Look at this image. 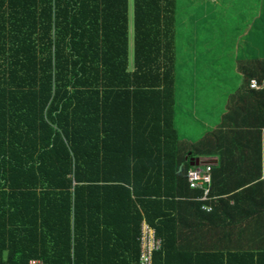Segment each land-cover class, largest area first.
<instances>
[{"label": "trees", "instance_id": "obj_1", "mask_svg": "<svg viewBox=\"0 0 264 264\" xmlns=\"http://www.w3.org/2000/svg\"><path fill=\"white\" fill-rule=\"evenodd\" d=\"M254 1L245 34L220 20L230 65L217 55L204 66L231 67L222 85L239 88L216 128L189 141L175 104L196 58L178 43L204 44L201 60L214 53L211 3L131 0L130 55L129 0H0V264H140L142 223L160 240L152 264H264V237L231 247L220 235L215 248L214 231L197 233L214 224L217 198L249 182L233 184L235 167H264V0ZM190 7L196 38L180 24ZM206 165L205 201L187 171Z\"/></svg>", "mask_w": 264, "mask_h": 264}, {"label": "crops", "instance_id": "obj_2", "mask_svg": "<svg viewBox=\"0 0 264 264\" xmlns=\"http://www.w3.org/2000/svg\"><path fill=\"white\" fill-rule=\"evenodd\" d=\"M129 6L128 25L131 55V0H129ZM238 88V85L230 87L222 85L218 89L206 90L203 85L188 84L187 79L177 86L174 124L180 138L194 141L207 130L216 128L222 120L223 106L227 95ZM261 88L262 86L256 90L260 91ZM260 102H264V95ZM246 140L248 141L247 144L249 142L256 144V141L250 135H247ZM259 145L260 155L263 156V132L259 138ZM253 155L255 156V154ZM235 170H237V173L232 180L233 184L241 185L248 178L249 182L245 186H240L241 188L236 190V193H233L235 196L217 198L223 201L218 203L219 210L215 212L214 224L201 220L197 228V233L199 234H205L207 230H209V234L214 231L215 248L220 247V235H231L229 243L231 247L235 244H238V246H251L253 243L259 242L260 237H264V167H235ZM254 188L256 189L254 190ZM239 193H242V195ZM188 221L196 222L191 215L188 216ZM252 237L257 238L253 239ZM203 241H205V238ZM225 244L227 243L225 242Z\"/></svg>", "mask_w": 264, "mask_h": 264}, {"label": "rangeland", "instance_id": "obj_3", "mask_svg": "<svg viewBox=\"0 0 264 264\" xmlns=\"http://www.w3.org/2000/svg\"><path fill=\"white\" fill-rule=\"evenodd\" d=\"M200 2L203 3H211L213 5V11H215V19H216V38H217V44L214 43L215 38H212L209 42L206 44H209V46H212L213 44L217 46L214 49V53L210 55L209 53L206 56V59L201 57H204V53H200L199 48L197 51V47L202 48V45L195 43L192 46H195L193 48L192 46H189L191 42H188V40H180L178 43V48H179V55L182 52L183 55L186 57L188 62L193 61V58H196V65L192 66L190 68L186 67V70L183 71V75L187 76L188 84H195L197 86L205 85L206 90H210L212 86L216 87H221L223 82L222 78L224 80H230L232 78V68H228L226 66L225 69H223V72L216 69L213 67L212 69H208L207 73L206 70L204 69L205 64L208 61L212 62L213 60H218L217 55H221L223 57L224 64H229L230 60L228 58V53L227 51H224L226 47H223V42H222V47H221V42L219 39L224 41L223 38V33L224 29L222 28V38H220V31H221V23L229 24L231 25V28L238 29L239 31L242 32V34L249 29L250 22L252 21V16H254L255 12L257 11V4L256 1L254 0H190V4L196 5ZM190 13H182L181 18H180V24L182 25L183 32L185 29L192 27V35L194 38H196V35L193 30L194 24L192 23L193 21L189 20L192 18V15L198 14V12L195 11V7H190ZM200 37H205L203 39L207 40L208 39V34L205 36L201 34L199 35ZM131 38V35H130ZM219 40V41H218ZM238 41H242L239 39ZM222 50V54H220L219 50ZM217 51V52H216ZM216 52V53H215ZM214 55V56H213ZM220 57V58H221ZM198 58V59H197ZM183 63H186V60L183 58L182 60ZM193 69V70H192ZM217 72V73H216ZM216 73V74H214ZM208 94V93H207ZM210 94V93H209Z\"/></svg>", "mask_w": 264, "mask_h": 264}, {"label": "built area", "instance_id": "obj_4", "mask_svg": "<svg viewBox=\"0 0 264 264\" xmlns=\"http://www.w3.org/2000/svg\"><path fill=\"white\" fill-rule=\"evenodd\" d=\"M250 88L258 89L260 86L256 81L251 80ZM211 167H192L187 171V183L192 189L202 190L201 200L209 199V188L211 183ZM203 209L210 210L209 206L203 205ZM160 240L155 237L154 230L145 223H142L140 234V264H152V253L159 249ZM28 264H42L40 260L32 259Z\"/></svg>", "mask_w": 264, "mask_h": 264}]
</instances>
